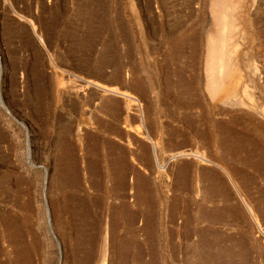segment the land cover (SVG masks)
<instances>
[{
    "label": "rangeland",
    "instance_id": "rangeland-1",
    "mask_svg": "<svg viewBox=\"0 0 264 264\" xmlns=\"http://www.w3.org/2000/svg\"><path fill=\"white\" fill-rule=\"evenodd\" d=\"M214 2L0 0V264H264V0L210 93Z\"/></svg>",
    "mask_w": 264,
    "mask_h": 264
},
{
    "label": "bare ground",
    "instance_id": "bare-ground-1",
    "mask_svg": "<svg viewBox=\"0 0 264 264\" xmlns=\"http://www.w3.org/2000/svg\"><path fill=\"white\" fill-rule=\"evenodd\" d=\"M241 3L242 0H215L214 2L213 12L217 16L218 28H216V33L213 36L211 35L210 47L213 50L214 48H217L218 52L217 55H215L214 59L210 62V64L208 63L210 71L208 72L210 73L209 77L211 79V82H209L210 85L208 87L210 93H215L224 87V77L227 73L228 68L227 65L231 61V56L227 51V42H229L230 33L235 26V21L238 18V15H236L235 12L240 9L239 7ZM226 8L230 9V13L228 15L224 13V10H226ZM106 89L107 88H105V90ZM108 90L116 92L115 89Z\"/></svg>",
    "mask_w": 264,
    "mask_h": 264
},
{
    "label": "water",
    "instance_id": "water-1",
    "mask_svg": "<svg viewBox=\"0 0 264 264\" xmlns=\"http://www.w3.org/2000/svg\"><path fill=\"white\" fill-rule=\"evenodd\" d=\"M1 103V102H0ZM1 105H2V103H1Z\"/></svg>",
    "mask_w": 264,
    "mask_h": 264
}]
</instances>
